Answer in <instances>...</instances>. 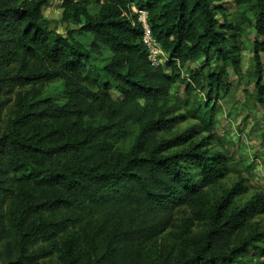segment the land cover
Masks as SVG:
<instances>
[{"label":"trees","instance_id":"obj_1","mask_svg":"<svg viewBox=\"0 0 264 264\" xmlns=\"http://www.w3.org/2000/svg\"><path fill=\"white\" fill-rule=\"evenodd\" d=\"M213 1L63 0L70 25L60 32L44 14L48 0H0V264H261L251 251L264 253V220L253 227L250 219L264 216V191L236 206L240 179L211 202L205 188L228 172L226 156L208 148L211 137L155 136L183 118L171 91L184 66L203 58L185 91L208 100L228 90L238 68L227 33L234 18L220 22ZM232 1L235 19L253 29L254 89L264 106V0ZM138 10L162 64L148 58ZM75 32L89 34V45ZM100 48L109 55L91 76ZM203 107L196 116L211 132L212 107ZM178 206L207 221L197 249L143 262L134 249L157 234L160 213ZM232 235L236 246L215 249Z\"/></svg>","mask_w":264,"mask_h":264},{"label":"rangeland","instance_id":"obj_2","mask_svg":"<svg viewBox=\"0 0 264 264\" xmlns=\"http://www.w3.org/2000/svg\"><path fill=\"white\" fill-rule=\"evenodd\" d=\"M212 6L217 10L220 22H224L226 18H234V26L227 33L237 45L240 59L238 68L235 71L229 70L228 90H219L216 96L213 94L208 100L199 89L191 91L190 94L185 91V82L188 81L191 71L204 63L203 58L184 66L181 69L183 82L176 83L171 91V101L179 106L176 114L183 118L178 119L173 129L156 131L155 136L157 139H168L190 131L195 134L196 141L211 137L208 148L226 156L228 172L216 185L206 187L205 191L213 202L242 179L246 189L234 198L235 205L241 206L257 192L264 191V106L255 96L253 29L235 19L238 11L232 0H215ZM43 9L50 24L58 31L64 32L70 25L69 10L63 6V0H48ZM74 35L84 45H89V34L75 32ZM108 55L105 48L92 54L91 63L87 67L91 76L100 74L101 66ZM260 68L264 76V56L260 58ZM204 102H209L212 107L211 132L203 129V124L195 112L204 110ZM128 141L129 139L126 143ZM183 147L178 146L167 152L179 151ZM160 214L157 234L146 235L141 245L134 249L143 262L173 261L191 254L198 247L199 236L209 228L207 221L195 219L187 206L172 207ZM263 220V215H256L250 219V223L253 227H260ZM238 242V238L232 235L229 239L216 242L214 246L219 251H228ZM252 252H255L254 259L264 264V253L260 254L255 250Z\"/></svg>","mask_w":264,"mask_h":264},{"label":"built area","instance_id":"obj_3","mask_svg":"<svg viewBox=\"0 0 264 264\" xmlns=\"http://www.w3.org/2000/svg\"><path fill=\"white\" fill-rule=\"evenodd\" d=\"M137 20L141 23L143 34L142 43L147 51L148 58L152 64H162L165 59V54L161 50L158 42L152 37L150 28L147 22V13L144 10H138Z\"/></svg>","mask_w":264,"mask_h":264}]
</instances>
